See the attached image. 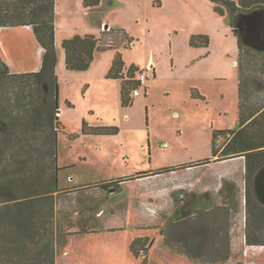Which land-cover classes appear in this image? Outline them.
Returning <instances> with one entry per match:
<instances>
[{
    "label": "rangeland",
    "instance_id": "1",
    "mask_svg": "<svg viewBox=\"0 0 264 264\" xmlns=\"http://www.w3.org/2000/svg\"><path fill=\"white\" fill-rule=\"evenodd\" d=\"M96 8L73 14L74 0H57L55 35L84 36L91 24L99 28L102 21L126 30L133 43L117 33L110 39L129 46L121 50L127 65L148 69L149 90L142 87L133 106L123 108L119 81L98 78L78 89L62 79L59 111L64 129L59 123L57 134L58 165L64 170L58 176L60 192L49 231L47 226L58 246L56 264H143L145 258L130 251L139 237L152 241L147 264H213V249L223 252L227 241L230 259L217 264H264V246L246 242L244 157L221 160L227 178L212 180L206 191L197 173L202 165L195 171L177 170L180 177L152 175L158 169L211 158L214 131L239 128L238 64L246 90L244 108L264 109V31L259 27L264 10L241 15L238 32L245 49L240 54L229 16L216 14L209 0H101ZM194 35L208 36L209 47H191ZM24 83L7 79L0 98L14 105L31 101L34 106V90L42 88L29 81L24 92L30 95L18 94ZM193 91L205 100L193 99ZM82 117L92 127L116 126L120 132L83 135ZM225 141L218 137L216 147ZM131 175V181L114 183ZM84 183L90 185L80 190L70 186ZM215 208L228 209L229 218L220 212L210 241L207 237L202 247L191 250L182 234L184 222ZM249 223L254 240L263 243L264 224L254 229L251 215ZM0 264L14 263L0 257Z\"/></svg>",
    "mask_w": 264,
    "mask_h": 264
},
{
    "label": "trees",
    "instance_id": "2",
    "mask_svg": "<svg viewBox=\"0 0 264 264\" xmlns=\"http://www.w3.org/2000/svg\"><path fill=\"white\" fill-rule=\"evenodd\" d=\"M56 1L0 0V27H32L39 44L44 49L42 67L36 73L12 74L0 57V93L7 79L27 82L18 87L21 90L18 94L26 93L24 90L29 81L36 82L42 88L40 92L34 90L38 95L34 106L31 101H21L18 105H14L7 97L0 98V257L14 264H25V262L56 264L57 258L58 246L53 234H47V226L49 231V225L55 214L56 195L60 192L59 172L64 170L58 165L57 131L59 123L61 126L62 123L57 116L59 115V80L56 74ZM209 1L213 4L216 14L229 16L231 28L238 40L239 52L243 53L245 41L238 32L239 19L243 14L264 10V0ZM84 3L86 7H97L101 0H85ZM114 33L123 35L128 44L134 42L126 30L110 29L103 31L99 37L76 35L64 40L62 47L66 54L67 69L79 72L89 70L96 52L115 50L116 54L107 78L122 81L121 106L129 108L135 101L133 92L140 87L136 77L144 70L134 65L126 69L120 48H130L124 46L122 41L114 42L110 39ZM190 45L194 48H208L210 39L206 35H194L190 39ZM238 70L239 128L214 131L212 157L217 158L216 162L244 157L247 184L246 242L249 246H264V242L254 240L252 223H249L251 215L256 222L254 229L259 231L264 224V206L258 202L254 190L256 173L264 166V109L249 112L248 108H244L242 101L246 90L242 84L243 76L239 64ZM40 93L44 96H40ZM192 97L205 100L196 91L192 92ZM39 100H41L40 104ZM119 132L116 126L88 127L86 122L83 123V135L116 136ZM220 136H224L226 141L217 148L216 139ZM211 162L212 159H205L201 162L162 168L152 175L167 174ZM133 179L134 176L122 177L114 183L119 185ZM252 197L255 198V205L250 207ZM174 201L178 203L177 197H174ZM220 212L225 218H229L228 209L215 208L199 212L194 219L184 222L182 234L191 250L195 251L202 247V242L209 234L214 233L215 224L222 215ZM229 230L230 226L226 225L224 229L226 238L229 237ZM215 235H218L217 232ZM207 239L210 241L209 237ZM213 244H210L209 248ZM151 245L152 241L149 237H139L131 243L130 251L136 258L144 257L143 264H147ZM213 252L216 255L211 260L213 264L229 261L230 242L224 244L223 252L219 249H213Z\"/></svg>",
    "mask_w": 264,
    "mask_h": 264
},
{
    "label": "crops",
    "instance_id": "3",
    "mask_svg": "<svg viewBox=\"0 0 264 264\" xmlns=\"http://www.w3.org/2000/svg\"><path fill=\"white\" fill-rule=\"evenodd\" d=\"M84 2L85 0H74L73 14L76 12H82V10L86 8H91V7H86ZM93 9H97V8L93 7ZM99 25L100 26L98 28L97 26H94V24H91L90 29H89L91 30L90 33L87 32L85 33L86 35L84 36H87L88 34L98 35V34H101L103 31H105L107 28H110V25L106 24L105 21H102ZM110 29H113V28H110ZM76 34L77 33H74L72 36L62 34L59 37L60 39L58 38V35H55V46H56V52H57L56 74L59 80L60 92L62 90V79L69 81L72 85H76L78 89L89 87L91 85V82H93L94 79H98V78L99 79L103 78L104 81H110V82L119 81L121 84L122 81L119 79L106 78L112 68L113 60L116 54L115 50H108L105 52H96L94 56V61L91 64V67L89 68V70L85 72L71 71L67 69L66 54L62 47V43L64 40L70 39ZM123 49H127V48L121 47L120 52ZM10 52H13L14 55L12 56ZM111 53H113V56L111 55ZM43 55H44V49L39 44L32 27H28V26L0 27V57L8 65L10 72L12 74H27V73L39 72L42 67ZM129 67L130 66L126 64V69ZM238 83H239V70H238ZM120 90H121V86H120ZM148 90L149 89H147V91ZM238 96H239V84H238ZM68 102H69V99L66 100V103L72 109V105H70ZM120 103H121V95H120ZM60 112L62 111H59L58 114L60 117V121L62 123V127L64 129V125L62 122V116L60 115ZM81 121H82V125L84 122H86L88 127H92L91 123L87 122L85 117H82ZM207 159H212V162L210 164L202 165L204 169L202 171L197 172L198 174H201L199 176V179L203 182L204 191H206V189H209L210 183L212 180L221 181L222 179L227 178V173L224 170H222L224 167L223 165H225L223 164L224 162H221V161L216 162L215 160L217 158H213V157L207 158ZM201 161H197V162H201ZM190 163H196V162H189V163H184V164H190ZM180 165H183V164H180ZM202 166H195L192 168H187V170H183V171H192V170L195 171V168H199ZM177 172L178 171H174L171 173L173 174L176 173V175L180 177L179 173ZM71 183H74V182H71ZM88 185L90 184L84 183L81 185H70V186H76V189L80 190V189H84L85 187H88ZM133 197L134 196H132V198Z\"/></svg>",
    "mask_w": 264,
    "mask_h": 264
},
{
    "label": "water",
    "instance_id": "4",
    "mask_svg": "<svg viewBox=\"0 0 264 264\" xmlns=\"http://www.w3.org/2000/svg\"><path fill=\"white\" fill-rule=\"evenodd\" d=\"M260 26L263 27L262 31H264V22H262V24L259 23V27ZM254 190L258 202L264 206V166L256 173L254 180Z\"/></svg>",
    "mask_w": 264,
    "mask_h": 264
},
{
    "label": "built area",
    "instance_id": "5",
    "mask_svg": "<svg viewBox=\"0 0 264 264\" xmlns=\"http://www.w3.org/2000/svg\"><path fill=\"white\" fill-rule=\"evenodd\" d=\"M107 31H109V29H107ZM136 80L139 82L140 87L133 92V97H135V98L140 95V89L142 87H145V90L148 88L149 81H150L148 69L139 73L136 77Z\"/></svg>",
    "mask_w": 264,
    "mask_h": 264
}]
</instances>
